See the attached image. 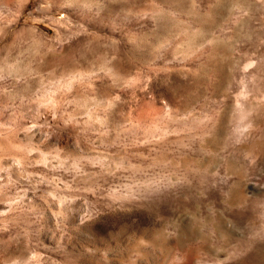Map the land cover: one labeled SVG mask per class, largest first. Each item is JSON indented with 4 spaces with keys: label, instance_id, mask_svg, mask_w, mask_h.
<instances>
[{
    "label": "rangeland",
    "instance_id": "rangeland-1",
    "mask_svg": "<svg viewBox=\"0 0 264 264\" xmlns=\"http://www.w3.org/2000/svg\"><path fill=\"white\" fill-rule=\"evenodd\" d=\"M0 264H264V0H0Z\"/></svg>",
    "mask_w": 264,
    "mask_h": 264
}]
</instances>
